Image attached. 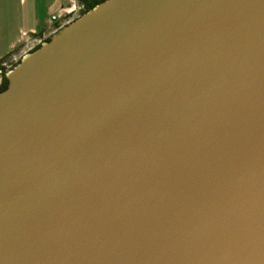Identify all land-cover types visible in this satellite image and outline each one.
Returning <instances> with one entry per match:
<instances>
[{
    "label": "water",
    "instance_id": "water-1",
    "mask_svg": "<svg viewBox=\"0 0 264 264\" xmlns=\"http://www.w3.org/2000/svg\"><path fill=\"white\" fill-rule=\"evenodd\" d=\"M5 79L0 264H264V0H106Z\"/></svg>",
    "mask_w": 264,
    "mask_h": 264
},
{
    "label": "crops",
    "instance_id": "crops-1",
    "mask_svg": "<svg viewBox=\"0 0 264 264\" xmlns=\"http://www.w3.org/2000/svg\"><path fill=\"white\" fill-rule=\"evenodd\" d=\"M76 8H82L79 0H0V61L26 58L58 34V18Z\"/></svg>",
    "mask_w": 264,
    "mask_h": 264
},
{
    "label": "rangeland",
    "instance_id": "rangeland-1",
    "mask_svg": "<svg viewBox=\"0 0 264 264\" xmlns=\"http://www.w3.org/2000/svg\"><path fill=\"white\" fill-rule=\"evenodd\" d=\"M85 13L80 8H76L74 12L70 16H66L64 20H60L58 22L57 28L63 25L64 22H67L68 24L73 23L74 21L78 20L83 16ZM36 51L33 49L32 52ZM22 60L19 59H13L11 55L7 56L5 59L0 61V67L2 68V71L0 73V82L3 77H6L10 72H12L17 66L21 63ZM0 68V69H1Z\"/></svg>",
    "mask_w": 264,
    "mask_h": 264
},
{
    "label": "trees",
    "instance_id": "trees-1",
    "mask_svg": "<svg viewBox=\"0 0 264 264\" xmlns=\"http://www.w3.org/2000/svg\"><path fill=\"white\" fill-rule=\"evenodd\" d=\"M79 1L82 4L83 12L88 13L91 10H93L96 6H98L99 4H101L102 2H104L106 0H79ZM37 49H35V50H37ZM1 71H2V68L0 69V73H1ZM2 82H3V87L0 89V93L4 92L7 89V84H8L5 77L2 78Z\"/></svg>",
    "mask_w": 264,
    "mask_h": 264
},
{
    "label": "built area",
    "instance_id": "built-area-1",
    "mask_svg": "<svg viewBox=\"0 0 264 264\" xmlns=\"http://www.w3.org/2000/svg\"><path fill=\"white\" fill-rule=\"evenodd\" d=\"M81 10H82V8H81ZM70 15H71V13H66L64 16H62V17H60V18H58V19H59V20H64L66 16H70ZM55 20H56L55 17H52V18H51V21H55ZM67 25H68V23H67V22H64L63 25H62L61 27L59 26L58 30H61L62 28H64V27L67 26ZM58 30H57V31H58Z\"/></svg>",
    "mask_w": 264,
    "mask_h": 264
},
{
    "label": "flooded vegetation",
    "instance_id": "flooded-vegetation-1",
    "mask_svg": "<svg viewBox=\"0 0 264 264\" xmlns=\"http://www.w3.org/2000/svg\"><path fill=\"white\" fill-rule=\"evenodd\" d=\"M3 87V82H2V80H1V82H0V89Z\"/></svg>",
    "mask_w": 264,
    "mask_h": 264
}]
</instances>
